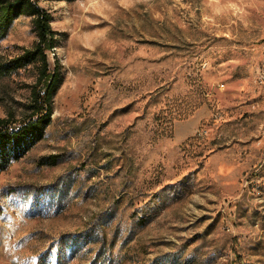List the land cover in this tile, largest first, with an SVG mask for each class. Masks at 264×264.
<instances>
[{"label": "rangeland", "instance_id": "1", "mask_svg": "<svg viewBox=\"0 0 264 264\" xmlns=\"http://www.w3.org/2000/svg\"><path fill=\"white\" fill-rule=\"evenodd\" d=\"M33 1L60 84L0 174V264H264V0ZM39 71L0 76V118L21 120Z\"/></svg>", "mask_w": 264, "mask_h": 264}, {"label": "trees", "instance_id": "2", "mask_svg": "<svg viewBox=\"0 0 264 264\" xmlns=\"http://www.w3.org/2000/svg\"><path fill=\"white\" fill-rule=\"evenodd\" d=\"M20 16L33 17L38 42L16 59L0 62V76L8 77L30 62H38L40 71L32 86L30 101L23 105L21 120L15 121V116L0 118V174L43 138L53 114L52 96L60 84L59 71H50L47 55L56 47L52 17L38 3L33 0H0V40L8 35L15 19Z\"/></svg>", "mask_w": 264, "mask_h": 264}]
</instances>
